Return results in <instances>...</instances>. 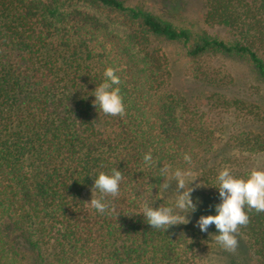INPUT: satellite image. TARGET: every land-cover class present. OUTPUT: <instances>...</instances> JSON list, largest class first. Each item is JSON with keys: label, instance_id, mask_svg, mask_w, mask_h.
Listing matches in <instances>:
<instances>
[{"label": "trees", "instance_id": "trees-1", "mask_svg": "<svg viewBox=\"0 0 264 264\" xmlns=\"http://www.w3.org/2000/svg\"><path fill=\"white\" fill-rule=\"evenodd\" d=\"M202 7L193 30L140 0H0V264H264V212L246 209L234 251L193 227L214 214L219 170L264 169V0ZM108 66L123 116L92 104ZM115 166L117 219L87 202ZM162 166L205 184L192 223L170 231L133 214L180 191L161 187Z\"/></svg>", "mask_w": 264, "mask_h": 264}, {"label": "clouds", "instance_id": "clouds-1", "mask_svg": "<svg viewBox=\"0 0 264 264\" xmlns=\"http://www.w3.org/2000/svg\"><path fill=\"white\" fill-rule=\"evenodd\" d=\"M103 77L102 82L91 93L93 106L95 109L98 107L105 115L123 116L125 104L117 69L106 67ZM182 160L187 165L192 163V158L187 153L182 155ZM142 162L145 167L152 168L157 166L158 161L149 151L143 154ZM159 172L164 178L162 188L167 189L169 182L174 181L180 191L175 193L174 200L167 205L153 207L152 200L145 201L142 211L133 214H142L144 222L151 228L164 231L192 223L191 215L196 212L200 203L193 193L205 185L200 183V176L193 174L191 167L162 166L159 167ZM122 179V173L116 166L108 172H98L93 179L91 197L87 201L90 207L98 214L115 215L117 219L120 213L108 198L114 199L119 195ZM212 187L217 189L219 197V202L212 206L214 214L200 215L193 227L201 233H208L209 227L214 226L218 244L227 251H234L237 247L238 228L249 221L246 209L264 212V169L253 168L246 177H241L234 175L228 168H222L216 175L215 186ZM93 188L96 190L95 196L92 193Z\"/></svg>", "mask_w": 264, "mask_h": 264}, {"label": "rangeland", "instance_id": "rangeland-1", "mask_svg": "<svg viewBox=\"0 0 264 264\" xmlns=\"http://www.w3.org/2000/svg\"><path fill=\"white\" fill-rule=\"evenodd\" d=\"M140 2L158 15L168 17L177 24L187 26L193 30L207 28L204 21L202 0H140ZM171 48L178 50L176 46H172ZM246 92L244 93V97L246 98L255 96L250 94L254 92L252 87H248ZM225 121L228 124L231 123L230 119H225Z\"/></svg>", "mask_w": 264, "mask_h": 264}]
</instances>
